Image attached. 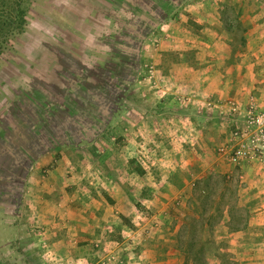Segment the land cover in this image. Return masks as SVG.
I'll use <instances>...</instances> for the list:
<instances>
[{
  "label": "rangeland",
  "instance_id": "374dc122",
  "mask_svg": "<svg viewBox=\"0 0 264 264\" xmlns=\"http://www.w3.org/2000/svg\"><path fill=\"white\" fill-rule=\"evenodd\" d=\"M15 2L0 0V160L17 163L0 171V264H264V0H26L13 34ZM184 118L207 136L140 151ZM53 156L76 160L61 187L79 200L44 186ZM188 167L192 195L142 203L160 169Z\"/></svg>",
  "mask_w": 264,
  "mask_h": 264
},
{
  "label": "crops",
  "instance_id": "0c3cea01",
  "mask_svg": "<svg viewBox=\"0 0 264 264\" xmlns=\"http://www.w3.org/2000/svg\"><path fill=\"white\" fill-rule=\"evenodd\" d=\"M169 71L171 72L172 68H170ZM189 73H190V70H189ZM144 90H145V88H144ZM167 92H170L169 97L173 94V92L171 90H168ZM169 105H171V104H169ZM160 106H162V105H160ZM154 116L156 117L155 114H154ZM184 120H185L186 124H184L183 130L178 131L177 129L169 128L168 134H170V135H167V138H165V140H167L168 142L163 141L162 136H160V134H163V133L159 130V128L153 129L152 134H151L152 141L154 144L153 146H151V144L148 146V144L146 145L145 141H143L147 138V136H149L148 132L146 131V129L148 128L147 125L145 124L146 121L142 120V121L138 122L139 125H142V128H143L141 131L142 132L141 134H144V137L142 138L143 142H142V144H140V151L145 156H147L148 154L152 155L153 157H155V156L160 157V155L173 156V151H174V146H175L174 145L175 143L173 142V140L179 139L182 136H184V138L187 142L192 141V144H193V142H195V139H198L200 141L203 138H205L204 136H207L206 135L207 133L204 131L194 133L193 130L188 125V124L193 125V122L189 118H184ZM154 121H156V120H154ZM167 122H170V121H167ZM182 122H184V121H182ZM155 125L156 124L154 123V126ZM196 147L191 146L190 150L191 151L197 150ZM184 151H185V148L180 149L179 152L181 153V156L184 154ZM75 152L72 153V151H71L67 155H69L70 158H72V156L74 154L77 157L81 156ZM53 158H54V161L56 162V164L54 162L52 164V168L49 170L47 169V172L49 171V173L46 175L44 174V178H45L44 186L49 188V189L61 188L62 193L59 192L60 193L59 197L66 196L68 201L75 202V200H79L80 198L76 197V195L73 192L71 193L68 191H64L61 187L62 186L61 184H63V178H64V177H62L64 164L69 166L70 164L74 163L76 160L74 161V159H73V161L71 162L70 158L66 159L65 156H64V158L62 157L61 159H58L57 156H53ZM79 159H85V157L84 158L80 157ZM51 160H52L51 157L49 159H47L48 162H51ZM82 162H84V160H82ZM46 166H47V164H46ZM91 167H94V166L91 164ZM144 168H145V170H144L145 172L142 175L145 177L148 174V171H147L146 167H144ZM186 170H188L189 174H191L193 176L192 181H181L180 179H178V177H175V176H177V173H175V171H172V173L167 177V179H165V177H163L164 171L162 169H160V171L157 173L158 174L157 177H154L155 181L152 182L153 187L155 188V191L158 192V194L153 193V195L150 197H147L144 195L140 196L141 197L140 200L142 201V203L143 204H151V203L158 202V201H164V198H166V194L168 193L167 192L168 189L178 188L181 186H182V188H180V190L176 191V193L170 198V200L168 202H171L173 200L172 202L174 203L177 199H178L177 202H179V201L183 202V199H180V198L185 197V196H183L184 194L187 196L189 194V192L191 193L190 195H192L193 184L198 182L195 180L200 176V173L196 174L195 169H192V167H188V168H186ZM38 171H39L38 169H35V174H37V176H40L41 173H40V171L39 172ZM176 172H178V171H176ZM71 178L72 177L65 178V179L70 181L69 179H71ZM37 182L39 183V181H37ZM75 182H77V181H75ZM32 186L35 187V185H32ZM97 193H98V191L92 190V191H90L91 198L85 197L87 199V202L89 203L86 206V208L88 207V209H89V213H92V215L94 214V216L99 218V219L96 218L97 220L94 219L95 222H99L102 219L103 215H100V216L98 215V214L102 213L100 210H103V212L106 213L104 210L107 208V202L103 197H102V204L100 205V207H98L94 204V201L97 202V200L99 199V198H97L98 197ZM72 204L74 205L76 203H72ZM164 204H166V203H164ZM74 209H77V208L73 207V210ZM72 212H74V211H72Z\"/></svg>",
  "mask_w": 264,
  "mask_h": 264
},
{
  "label": "trees",
  "instance_id": "16d2710c",
  "mask_svg": "<svg viewBox=\"0 0 264 264\" xmlns=\"http://www.w3.org/2000/svg\"><path fill=\"white\" fill-rule=\"evenodd\" d=\"M25 1L26 0H16L15 4L12 6L11 12L15 13V17L14 16L11 17V22H13V23H11V29L9 30V33L16 34L18 32H21L24 29V26H25V23H26V18H27L26 17V12L28 11L27 10V5H25V3H24ZM2 24H1L0 28L5 30L8 27V24H9L8 20L6 21L5 19H3ZM70 118L72 119V117H70ZM81 140H83V139H81ZM33 149H34V146H33ZM13 161H14V155H11V160H10V158H8L6 163L3 162L2 160H0V171H5L6 174L9 173L11 171L12 167L17 164V163L16 164L13 163ZM136 171L139 172V173H142V174L145 172L141 168H138V169L136 168ZM17 176H18V174H17ZM15 178H16V175H15Z\"/></svg>",
  "mask_w": 264,
  "mask_h": 264
},
{
  "label": "built area",
  "instance_id": "2783aa9c",
  "mask_svg": "<svg viewBox=\"0 0 264 264\" xmlns=\"http://www.w3.org/2000/svg\"><path fill=\"white\" fill-rule=\"evenodd\" d=\"M243 152H245V151L239 150V153L238 154H241ZM137 213H138L139 216L140 215H145V211L144 210H138ZM155 220H156V223L155 224L158 226L159 223H160L159 222V217L155 216Z\"/></svg>",
  "mask_w": 264,
  "mask_h": 264
}]
</instances>
